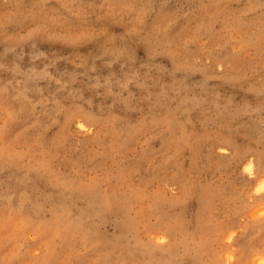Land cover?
I'll return each instance as SVG.
<instances>
[{"label": "rangeland", "instance_id": "1", "mask_svg": "<svg viewBox=\"0 0 264 264\" xmlns=\"http://www.w3.org/2000/svg\"><path fill=\"white\" fill-rule=\"evenodd\" d=\"M0 264H264V0H0Z\"/></svg>", "mask_w": 264, "mask_h": 264}, {"label": "bare ground", "instance_id": "2", "mask_svg": "<svg viewBox=\"0 0 264 264\" xmlns=\"http://www.w3.org/2000/svg\"><path fill=\"white\" fill-rule=\"evenodd\" d=\"M108 82V81H107ZM245 170L248 171L249 173H253V164L251 161H248L245 167Z\"/></svg>", "mask_w": 264, "mask_h": 264}]
</instances>
